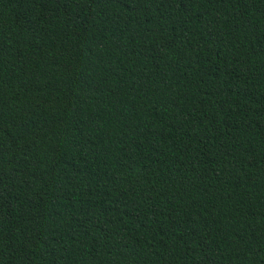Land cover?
<instances>
[{
	"label": "trees",
	"instance_id": "16d2710c",
	"mask_svg": "<svg viewBox=\"0 0 264 264\" xmlns=\"http://www.w3.org/2000/svg\"><path fill=\"white\" fill-rule=\"evenodd\" d=\"M0 264H264V0H0Z\"/></svg>",
	"mask_w": 264,
	"mask_h": 264
}]
</instances>
